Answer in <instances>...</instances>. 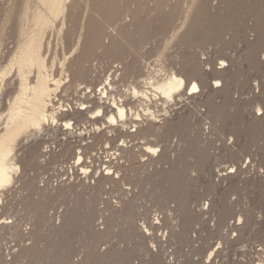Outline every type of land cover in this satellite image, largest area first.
Masks as SVG:
<instances>
[{
	"label": "bare ground",
	"instance_id": "6f19581e",
	"mask_svg": "<svg viewBox=\"0 0 264 264\" xmlns=\"http://www.w3.org/2000/svg\"><path fill=\"white\" fill-rule=\"evenodd\" d=\"M122 1L19 2L20 12L14 17L17 21L16 44L7 62L0 67V264H139L135 257L140 246L145 248L148 261L155 264L219 262L212 260L216 249L207 251L201 263L192 256L184 260L175 258L169 243L186 241L188 231L176 226L173 211L193 214L195 218L208 211L223 216L228 211L225 208L228 202L221 194L248 181L236 174L238 166L235 163L219 169L215 177L211 165L201 166L215 196L208 200L206 207L203 203L196 208L193 204L196 199L188 200L185 187L192 184V173L199 167L186 161L195 155L199 161L210 160L208 153L214 144L211 132L223 131L230 116L242 113L233 108L237 103L233 92L238 89V73L245 61L254 66L264 64L261 58L264 0H188L183 23L167 38L156 58L161 67L147 73L142 69L145 55L141 51L157 35L152 34V30L156 32L159 26L153 22L140 23L138 17L143 0H126V7ZM150 1L159 7V14L169 8L170 0ZM11 3L12 7L15 2ZM129 12L133 14V20L123 24ZM11 15L10 10L2 20L0 46L5 40L2 35L7 27L5 24L14 16ZM156 19L160 20V16ZM249 31L255 32L253 38L248 37ZM240 32L247 34L244 36V58H223L220 66V62L212 64L208 61L206 64L211 67L207 70L209 67L206 69L198 56L199 50L212 43L223 44L228 34ZM173 45L178 51L168 52ZM97 57L107 60L109 70L112 69L99 82L98 92L95 88L99 75L93 64ZM167 57L180 59L181 69L187 76L179 72L181 69H167L163 65ZM115 62L118 64L114 66ZM113 67L116 68L113 70ZM139 77L142 78L141 85L133 81ZM119 83L128 84V93L120 91ZM82 84L85 86L81 87ZM204 84L206 90H203ZM10 89L13 91L9 96ZM83 89L87 91L77 98L80 102L65 107L63 97L79 95ZM5 96H8L7 102L2 101ZM177 96L196 99L198 106H205L206 111L199 114L192 105L185 106L184 114L174 117L168 106L163 114L151 110L153 101L169 104ZM134 102L146 112L142 114L138 107H133ZM254 107L260 112L254 109L252 115L245 117L244 123L258 131L264 140V105L256 102ZM59 117L64 118L60 125ZM73 118L78 123L90 122L93 127L86 126L87 131L79 129L78 132ZM77 135L80 137L78 142L70 140L71 136ZM175 136L180 139L174 140ZM234 139L230 136V140ZM41 144H45L42 151ZM102 152L106 153V159ZM224 153L237 158L231 146L226 145ZM62 154L70 156L68 164L53 166L51 178L38 180V175L33 172L35 164L38 167L56 164ZM56 171L64 172L57 174ZM146 184L153 185L154 189L149 193L156 196L160 205V212L152 219L150 209L139 211V201L144 194L139 186ZM111 187L118 191L115 200L112 196H100ZM70 193L78 194L69 199ZM64 198H68V202L86 198L83 205L86 204L87 210L80 215L77 208L69 204L56 218L46 216L47 208ZM11 199L20 200L27 212L15 214L16 218L9 220V217L3 218V211ZM98 203L103 205L100 207ZM141 215L144 221L140 224ZM223 217L221 225L224 224ZM243 224V215H239L228 226ZM77 225L82 231L89 232L92 243L83 256L75 259L70 234ZM116 228L123 238L120 242L113 240L117 235ZM160 228H164L165 233L157 234ZM13 240L18 242L8 245ZM125 240L129 242L127 245L121 242L125 243ZM102 242L104 246L100 244ZM4 243L8 249L6 253ZM260 248L264 249V246ZM257 250L253 252L259 254ZM257 258L258 262L255 258L252 264H264L261 255Z\"/></svg>",
	"mask_w": 264,
	"mask_h": 264
},
{
	"label": "rangeland",
	"instance_id": "374dc122",
	"mask_svg": "<svg viewBox=\"0 0 264 264\" xmlns=\"http://www.w3.org/2000/svg\"><path fill=\"white\" fill-rule=\"evenodd\" d=\"M127 1H129V0H127ZM170 1H168V4L169 3L170 4L167 5V6H169L170 10L167 7V9H165L164 13L161 12V14H159L157 12V10H159V7L158 8L155 7L156 6L155 2H153V1L151 2L150 0H143L142 1L143 4L141 3L142 7H140V12H139L140 15L138 17L140 19V23L141 24H143V23L147 24L149 22H153L155 24V26H159L158 29L156 30V32H155V29L152 30L153 32L151 31L152 34L155 33L157 35L154 34L155 37L152 40H150L148 43H146L145 47L142 48V51H141L143 56L145 55L144 56L145 58H144L143 62H141V64L143 66L142 69L143 70L145 69L146 71L145 70L144 71L146 73L148 71L155 70L156 68L158 69L159 67H161V63L158 64L156 58L158 57V54L161 51L160 49L163 47L162 45H164L167 38L171 35V33L177 31V29L183 23V21H184V8L187 6V4L190 0L189 1L188 0H179L182 2H179L178 0H170ZM11 2L12 3L15 2L13 5L14 7L13 6L11 7V5L9 4ZM11 2H10V0H0V20H1L0 29H1L2 22H3L2 20H4L6 18V14L9 13L10 10L13 12V15H14V16L11 15V16H13L10 18L11 21L9 20V21H7L8 24L7 23L5 24L7 27L8 26L9 27L7 28L5 26L6 28L4 29L3 34H2V35H4L3 40L4 39L5 40L3 41L4 44H2L0 46L1 47L0 50L2 52V53L0 52V56L2 57V58L0 57L1 58L0 59V67H1V65H3L4 63L7 62L15 44H16V38L15 37H16V26H17L16 23H17V21H16V18L14 19V17H16L15 14L18 15V13L20 12L21 0L20 1L14 0V2H13V0H11ZM122 4L124 7H126L125 5H127L128 2H126V0H123ZM135 5L136 4H133V6H135ZM181 5H183V6H181ZM8 6L11 8H9ZM15 6H16V8H15ZM179 6L182 8H180ZM7 8H9L10 10ZM177 8L180 11L179 13H178ZM16 9H17V11H15ZM129 13L130 14H128L127 17L122 21L123 24H127L131 19L133 20V14L131 12H129ZM155 14H157V15H155ZM83 15H85V12ZM2 16H3V18H2ZM150 16H152V17H150ZM158 16H160V20L156 19ZM162 20H164V21H162ZM248 23H249V21H248ZM248 23H247V25H248ZM242 26H243V23H242ZM163 30H166V31H163ZM163 32H165V33H163ZM244 34L242 32H240V34H238L239 35L238 36V35H234L233 33H230L226 36L225 43H223V44L212 43L210 45H207L204 48V50L202 49L203 51L199 50L198 56H199L200 60L203 61L202 63L204 64V66H206V69L209 67L207 70H210V67H211L210 64H206L208 61H211L212 64H215L216 62H220V64L218 65V66H220L221 60L223 58L233 57V58H238L240 60L242 58H244L245 47H246V40H245L244 36L247 37V34L246 35H244ZM0 36H1V30H0ZM254 36H255L254 31L248 32L249 38H253ZM49 37L50 38L52 37L51 39H54L53 35L52 36L50 35ZM58 50L61 51V47L60 48L58 47ZM175 51H178V50L176 49L175 45H173L172 47H170L168 52L172 53ZM3 52H4V54H3ZM137 53H139V52H137ZM261 53H262L261 58L264 59V50ZM165 59H164L165 63L163 62V65L167 69H169L171 67L175 68V70L177 69V71H179L181 69L182 63H181L180 59L169 58V57H167L166 60ZM176 61H178V63ZM107 62H108L107 60L101 59L99 57L95 58V60L93 61L96 72L99 75V79L96 82L98 85L95 88L97 90V92H98L99 88L101 87V84L99 82L105 76L110 74L112 71V69L109 70L110 65ZM150 63H151V65H150ZM115 64L117 65L118 62H115L113 65L115 66ZM121 64L122 63H120L119 66H121ZM177 66H178V68H177ZM114 68H116V67H113V70H114ZM119 71H121V69H119L118 72ZM179 72H182L183 74L185 73L182 71V69ZM185 75L187 76L186 73H185ZM10 76H11V74H10ZM10 76H9V78L13 77V73H12V76L11 77ZM135 79H133L134 83L137 82L138 85H141L142 78L139 77V78H135ZM238 79L239 80L236 83L238 86V89L234 90V92H233V96L235 99H237V103H236V105H233V108L234 107L236 108V109H234L235 112L242 111V113L237 114L235 117L230 116L225 123V127H224L223 131H218V130H214V129H213L214 131L211 130L212 131L211 136H212V140H213L214 144L212 145V147L210 148L209 153H208L210 160L199 161L197 158L198 156L195 155L194 158L190 157V159L188 161H186L188 164L197 165V167H199V168H196L192 173L195 175V176L193 175L194 178H193L192 184H190V186L188 185V187L186 185L185 188L188 189V191L186 193L188 195V200L196 199V201L193 204L196 208H199L203 203H206V205H205V207H206L208 205L207 204L208 200H210L212 197L215 196L214 193L212 192V190H210L209 184H207L206 180H208L209 178L202 174V167L201 166L211 165L212 171H213V177H215V174L219 169H225L227 166L231 167L232 164L235 163L238 166V170H237L236 174L240 177L247 178L248 181L247 182H245V181L240 182L238 184V187L235 190H233L229 193H225V194L223 193V195L221 194V196L224 197V200H226L228 202V205L225 206V208L228 209V211L226 212L225 215H223L224 217L220 213H217L216 211H208L205 214H203V216L201 215L199 218H195L196 216L193 214L189 215V213H188V215H186V214L182 215V214H179V211H177V210L173 211L174 221L175 222L177 221L176 226L178 228L187 229V231H188V238H186V241L181 242L178 240H173L169 243V245H170L169 248L173 250V255H175V258H177L178 260L179 259L184 260V259H186V257L192 256L194 259L200 261V263H201L204 261L205 255L207 254V251L209 252L211 249H216V256L213 257L212 260L218 259V261H219L218 264H252L253 259L256 258L257 260L256 261L254 260V261L257 262L258 261L257 257L259 255H261V257L264 256L263 251L260 252L259 254H256L253 252L257 248L264 246V140H261V136H260L258 131L251 129L250 127H248V125H246L244 123L245 117H247V116L249 117L250 115H252V112L254 109L257 113L260 112L259 110H257V107H254L256 102H261L264 105V64L254 66V65H250L248 62L245 61L244 64L239 69ZM246 81L249 82L248 85H247ZM0 86H1V84H0ZM84 86H85V84H82L81 87H84ZM118 87L122 93H128V91H127V88L129 87L128 84H126V85L120 84ZM206 89H207V86L204 84L203 90H206ZM10 90H11V93H9V96L12 94L13 89H10ZM85 90L87 91V89H83V91L79 95L78 94L77 95L72 94L70 96H64L62 101H63V104L65 105V107H70V104H72L73 106H76L78 104V102H80V100H77V98H79ZM93 92H94V90H93ZM129 96L131 97V95H129ZM3 98H2V101L7 102L8 96H5ZM190 98L191 99L188 98L189 99L188 100V99H185V96H180V97L177 96L175 98V100H172L171 103H169V104H162L161 100H158L155 102L153 101L154 105H153V103H151V110L156 111L158 114H163L165 112L164 111L165 107L168 106L167 108L169 109V111L172 113V115L174 117H178V116L182 115L181 113L184 114L185 108L187 106H191V105H192L191 108L193 107L196 111L199 112V114L204 113L206 111L205 106H203V105L198 106L199 105L198 101L194 98L192 99V97H190ZM240 104H242V105H240ZM131 105L135 108L138 107V110L142 114L146 112V110L141 109L138 102H134ZM195 105H196V107H194ZM243 109H244V111H243ZM181 110H183V111H181ZM201 110H203V111H201ZM59 120L60 121H58V124L60 125L61 122L64 121V118L59 117ZM72 120L73 121L75 120V126H76L75 128H77L78 132H79V129H80V131L81 130L87 131L88 128L93 127V125H91L90 122L85 124L84 122L78 123V121H76L75 118H73ZM208 124L209 123H207L206 127L208 126ZM86 126L88 127L87 129H85ZM86 136H89V135H86ZM230 136H234V138H235L234 141L230 140ZM60 137H64V135L63 136L60 135ZM90 139L91 138H89L88 140H90ZM173 139L179 140L180 137L175 136V137H173ZM70 140H72V141L74 140L73 142H78V140H80V137L78 135L77 136H71ZM120 142H121V140H120ZM227 142H230V144H227ZM226 145L232 147L233 154H236L237 158L231 156L232 154H230V153L229 154L224 153V148ZM40 146H39V148L42 151L44 149L45 144H41ZM58 147H60V146H58ZM58 147H57V149H58ZM100 150H98V151H100ZM105 155H106V153L102 152V157L104 156L103 157L104 159L107 158ZM146 157H147V155H146ZM69 158H70V156H68L66 154H62L58 158L56 164L55 163L50 164L52 166L49 165V166H43L42 167V165H39L40 167H38V165L35 164V167L33 168V172L36 175H38L37 176L38 180H41L43 177L45 179L49 178V177L51 178L54 175L52 167L57 165V164H60V163H64L65 165L68 164ZM249 159H251V162H249ZM242 162H244V164L241 167ZM246 165H248V166H246ZM59 168H61V167H59ZM56 172H58L57 174H62L64 171H56ZM63 176H64V174H63ZM65 176H66V174H65ZM132 183L134 186H136L134 181H132ZM151 185L152 184H146L143 186H139V190H144V194L139 201V203H140L139 204V211L144 212L146 209H150V211H149L150 212V218L151 217L155 218L156 215L160 212L159 211L160 205L158 203L159 200L156 198V196L151 195L149 193V191L154 189L153 185L152 186ZM117 193H118V191L116 190V188L111 187L109 190L104 191L100 196H102V197L112 196V200H115L116 199L115 196ZM77 194L78 193H75V194L70 193V195H68V198L69 199H71V197L75 198V196ZM225 195H226V198H225ZM68 198L67 199L64 198L62 200H59L55 205H51L49 208H47L46 216L56 218L62 210L66 209L68 207L69 204L76 207L77 212L80 215L87 210V208L85 207L86 204L83 205L86 198L85 199L79 198L78 201L73 199L72 201L69 200V202H68ZM155 198L157 201L155 200ZM12 200H14V201H12ZM17 200L18 199H11L8 201L7 206L3 211V218L9 217L8 219L11 220V218L12 219L16 218L15 214H23V213L27 212L23 203L20 200H18V201ZM98 205L101 207V205H103V203L102 204L98 203ZM197 206H199V207H197ZM7 215H9V216H7ZM239 215H243L244 224L237 226V227H231V226L229 227L228 224L233 222L234 220H236ZM222 217L225 219H224V224L221 225ZM139 218H140L139 223L141 224L144 221L143 215H141ZM185 218L187 221L185 220L186 222H181V221H184ZM26 223H27V220L25 221V224ZM79 228L80 227L78 225L75 226L74 229L72 228V232L70 234V238H72V241H70V245H71V249L73 247L75 249V251L73 253V256H74L73 258H75V259L78 258V256L79 257L83 256L86 253V251L89 249V247H90L89 245H91L90 243H92L90 241L91 237L89 236L90 235L89 232L82 231V229L81 228L79 229ZM117 228L122 229V226H118ZM117 228H116L117 235H116V237H114L113 240L120 242V240H123V238H122L121 234H119V231L121 229L117 230ZM162 231H163V233H165L166 230L164 228H160L157 230V234H160ZM17 242L18 241L13 240V241L9 242L8 245L15 244ZM121 242H122V244H125V245H127L129 243L127 240H125V243H124V241H121ZM100 244H102L104 246L103 242ZM131 245H132V243H130V246ZM3 246H4V248H3L4 253H6L8 251V249L6 248L7 245L4 243ZM211 247H213V248H211ZM144 251H145L144 247H142V246L138 247L137 256L135 257V261L138 262L139 264H155V263H151L150 261H148V258H147ZM141 252H143L144 255ZM180 264H182V263H180ZM205 264H211V263H205Z\"/></svg>",
	"mask_w": 264,
	"mask_h": 264
},
{
	"label": "built area",
	"instance_id": "2783aa9c",
	"mask_svg": "<svg viewBox=\"0 0 264 264\" xmlns=\"http://www.w3.org/2000/svg\"><path fill=\"white\" fill-rule=\"evenodd\" d=\"M257 249H258V250H257L258 252H262V251H263V253H264V249H263V248H260V247H259V248H257ZM261 258H264V256L261 257ZM257 262H258V261H257ZM257 262H256V263H257Z\"/></svg>",
	"mask_w": 264,
	"mask_h": 264
}]
</instances>
